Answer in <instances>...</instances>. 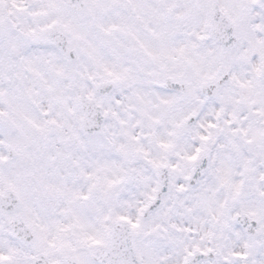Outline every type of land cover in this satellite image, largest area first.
I'll list each match as a JSON object with an SVG mask.
<instances>
[{"label":"snow or ice","instance_id":"1","mask_svg":"<svg viewBox=\"0 0 264 264\" xmlns=\"http://www.w3.org/2000/svg\"><path fill=\"white\" fill-rule=\"evenodd\" d=\"M0 264H264V0H0Z\"/></svg>","mask_w":264,"mask_h":264}]
</instances>
